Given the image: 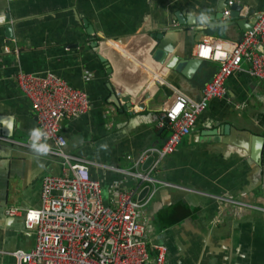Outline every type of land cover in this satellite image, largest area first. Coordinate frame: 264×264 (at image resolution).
Returning <instances> with one entry per match:
<instances>
[{
    "label": "crops",
    "instance_id": "0c3cea01",
    "mask_svg": "<svg viewBox=\"0 0 264 264\" xmlns=\"http://www.w3.org/2000/svg\"><path fill=\"white\" fill-rule=\"evenodd\" d=\"M263 8L264 0H0V264H17L12 252L36 244L24 217L6 209L39 208L44 179L63 172L61 158L30 142L37 118L20 71L54 72L87 92L89 112L63 123L66 150L94 163L109 202L139 184L128 172L143 168V152L167 141L159 120L179 94L199 100L218 72L220 63L197 55L200 40L240 41ZM225 87L160 163L165 183L142 214L150 239L168 247L167 264H264V82L243 61Z\"/></svg>",
    "mask_w": 264,
    "mask_h": 264
},
{
    "label": "built area",
    "instance_id": "2783aa9c",
    "mask_svg": "<svg viewBox=\"0 0 264 264\" xmlns=\"http://www.w3.org/2000/svg\"><path fill=\"white\" fill-rule=\"evenodd\" d=\"M229 4L233 6L234 2ZM197 51L199 57L220 63L218 72L204 85L199 100L179 94L159 120V126L170 131L167 141L162 147L143 152L137 165H144L151 156L155 160L147 169L129 171L139 184L132 189L117 190L109 202L104 198L101 182L91 175L94 163L66 150L68 141L63 123L89 112L91 102L87 92L54 72L17 74L19 87L31 101L37 118L30 142L40 150L41 145H46L47 151H42L61 158L63 167L61 175L44 179L39 208L6 209L10 217L23 216L26 229L36 235L34 248L12 252L17 264H167L168 247L150 239L149 227L142 219L158 186L165 183L157 177L160 163L191 134L209 103L226 95V82L241 69L243 61L250 63V74L264 82V8L240 41L205 36L197 44ZM145 184L147 188L153 186V191L139 199L138 193ZM219 199L243 205L231 197Z\"/></svg>",
    "mask_w": 264,
    "mask_h": 264
},
{
    "label": "water",
    "instance_id": "95a60500",
    "mask_svg": "<svg viewBox=\"0 0 264 264\" xmlns=\"http://www.w3.org/2000/svg\"><path fill=\"white\" fill-rule=\"evenodd\" d=\"M232 11H233V15H236L237 14V6H233L232 7ZM253 25H251L250 27H248L246 30H249L252 28ZM206 31H208V28L205 29ZM89 33L92 35V36H95V29L92 28L91 26L89 27L88 29ZM206 33V32H205ZM96 44L97 46L99 45L100 46V43L99 41H96ZM199 61H202V59L198 60L197 62ZM184 63L187 65L188 62L187 61H184ZM117 103V101H115ZM262 146V145H261ZM261 152V151H260ZM260 152H259V155H260ZM260 158H261V155H260ZM155 160V157L154 156H151L143 165V169H147L149 168V166L152 164V162ZM149 188H146V190L143 192V194L148 190Z\"/></svg>",
    "mask_w": 264,
    "mask_h": 264
},
{
    "label": "clouds",
    "instance_id": "9594fccd",
    "mask_svg": "<svg viewBox=\"0 0 264 264\" xmlns=\"http://www.w3.org/2000/svg\"><path fill=\"white\" fill-rule=\"evenodd\" d=\"M36 134H37V136L39 135V133H36ZM40 147L42 148V150L47 151V146L46 145H41ZM35 215H36V213H32V216H35Z\"/></svg>",
    "mask_w": 264,
    "mask_h": 264
}]
</instances>
